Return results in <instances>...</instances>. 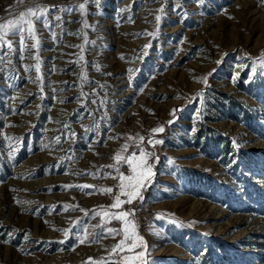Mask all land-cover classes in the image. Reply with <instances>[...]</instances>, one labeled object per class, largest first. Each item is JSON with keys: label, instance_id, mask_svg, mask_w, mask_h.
Listing matches in <instances>:
<instances>
[{"label": "rangeland", "instance_id": "rangeland-1", "mask_svg": "<svg viewBox=\"0 0 264 264\" xmlns=\"http://www.w3.org/2000/svg\"><path fill=\"white\" fill-rule=\"evenodd\" d=\"M33 4L49 26L0 60V264L118 260L98 225L129 209L146 264H261L264 0H0V24ZM137 145L151 183L111 209Z\"/></svg>", "mask_w": 264, "mask_h": 264}, {"label": "snow or ice", "instance_id": "snow-or-ice-1", "mask_svg": "<svg viewBox=\"0 0 264 264\" xmlns=\"http://www.w3.org/2000/svg\"><path fill=\"white\" fill-rule=\"evenodd\" d=\"M20 3H25L26 0H19ZM98 2V0H96ZM55 7V6H53ZM79 9L83 10L85 5L83 3L78 5ZM60 11L68 12L70 9L62 8ZM52 9L46 6H41L39 4H33L28 7L25 12L19 14V19L15 21H8L6 24H0V60L3 59V50L7 47L9 50H12V43L7 40L9 35H19L21 40L24 39L25 32L29 33L33 39H35L34 34V22H42L46 27L49 26L50 22L47 19L49 12ZM56 19H60L59 16L55 17ZM159 19V17H157ZM85 26L87 27V23L85 22ZM38 41L36 47L38 45ZM23 47V45H22ZM36 71H40V62L37 57ZM37 80L41 79L39 76L36 78ZM178 111L176 109L173 110L172 114ZM154 133L162 132V128H157L152 130ZM131 139V138H130ZM142 141L144 137H139ZM150 144L159 143L160 141H148ZM129 147L128 144H125L121 151H126ZM139 149L140 156L137 158L136 152L133 151L126 158H122L119 155L115 157V160L118 163H123L128 166L131 171L130 175H124L121 172L119 167H115V171L119 174V183L117 185L119 191L114 197V202L110 206L111 209H122V206L127 203L131 204L134 200H143L144 197L142 195V190L147 187L149 183H151V178L153 176L151 165L148 163V157L152 154L150 152H146L143 147L139 145L136 146ZM68 187V186H65ZM76 187L88 188L92 187L89 185H77ZM102 193L111 194L113 192L112 188H106L100 190ZM126 197V200H122L121 197ZM67 205H65V209H67ZM105 216H108L109 220H117L122 222L123 227L117 229L115 227H108L107 222H104L98 227H101L108 236H112L115 238L116 236H122V239L118 241V243L111 250L112 255L119 256L118 260L109 261L108 264H146L145 255L147 245L142 236H140L137 232V226L135 223V211L134 209L129 210H121L117 212H105ZM131 217V219H129ZM67 234V233H66ZM81 243L84 242L85 237H78ZM137 249H141L140 251H136Z\"/></svg>", "mask_w": 264, "mask_h": 264}, {"label": "trees", "instance_id": "trees-1", "mask_svg": "<svg viewBox=\"0 0 264 264\" xmlns=\"http://www.w3.org/2000/svg\"><path fill=\"white\" fill-rule=\"evenodd\" d=\"M263 248H264V245H263ZM261 264H264V260L262 261V263Z\"/></svg>", "mask_w": 264, "mask_h": 264}]
</instances>
